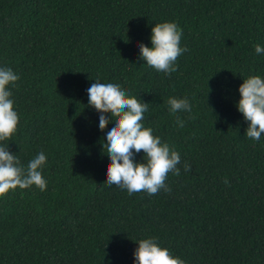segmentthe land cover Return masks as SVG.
Returning a JSON list of instances; mask_svg holds the SVG:
<instances>
[{"label":"trees","instance_id":"1","mask_svg":"<svg viewBox=\"0 0 264 264\" xmlns=\"http://www.w3.org/2000/svg\"><path fill=\"white\" fill-rule=\"evenodd\" d=\"M164 21L186 48L169 75L134 46H150ZM256 44L264 0H0V64L20 76L9 150L22 164L48 157L45 191L0 198V264H133L145 236L184 264H264V135L248 139L234 106L241 79L264 76ZM97 78L148 103L144 126L180 153L169 192L129 196L103 183L104 137L85 103ZM170 97H187L192 111L170 114Z\"/></svg>","mask_w":264,"mask_h":264},{"label":"clouds","instance_id":"2","mask_svg":"<svg viewBox=\"0 0 264 264\" xmlns=\"http://www.w3.org/2000/svg\"><path fill=\"white\" fill-rule=\"evenodd\" d=\"M181 37L182 32L174 22L153 24L148 37L150 46L140 41L134 44L139 50L137 60L169 75L176 70L177 58L186 51L180 45ZM254 50L257 56L264 55V46L256 44ZM19 80L20 76L11 67L0 64V198L17 189L35 187L43 192L47 186L43 171L48 157L43 150L27 164H22L17 153L9 150L8 141L17 133L20 119L12 91ZM241 80L237 89L239 99L234 106L247 124L244 135L260 142L264 135V76L249 75ZM85 92V103L96 109L95 124L104 137V141H100L104 149L102 156L106 159L103 183L108 187L115 186L129 196L139 192L150 196L161 190L169 192L171 189L165 180L169 173L180 174L177 167L181 163L180 153L154 135L151 127L144 126L148 103L126 94L127 89L115 79L88 80ZM167 105L170 114L192 111L187 97H170ZM105 108L107 112L101 111ZM175 124L183 127L184 121L177 116ZM141 152V161H137L135 157ZM183 169L185 172L190 170L187 162ZM135 244L138 246L132 253L133 264H184L154 236L140 238Z\"/></svg>","mask_w":264,"mask_h":264}]
</instances>
